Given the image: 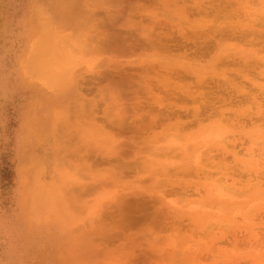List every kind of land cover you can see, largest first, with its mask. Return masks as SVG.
Wrapping results in <instances>:
<instances>
[{
	"label": "rangeland",
	"instance_id": "obj_1",
	"mask_svg": "<svg viewBox=\"0 0 264 264\" xmlns=\"http://www.w3.org/2000/svg\"><path fill=\"white\" fill-rule=\"evenodd\" d=\"M32 107L76 186L26 228ZM0 223L38 264H264V0H0Z\"/></svg>",
	"mask_w": 264,
	"mask_h": 264
},
{
	"label": "clouds",
	"instance_id": "obj_2",
	"mask_svg": "<svg viewBox=\"0 0 264 264\" xmlns=\"http://www.w3.org/2000/svg\"><path fill=\"white\" fill-rule=\"evenodd\" d=\"M37 20V23H41ZM55 78L63 82L65 92H70L78 79V73L71 63L52 73ZM46 101L37 102L43 105ZM34 110L29 108L20 126L15 132L17 145V191L20 205L23 209L22 220L26 228L37 226L31 214L34 196L39 191L44 198L51 201L53 206L60 207L67 199L68 193L75 188V183L69 185L63 179L65 170L70 169L66 155L57 146L53 137L42 135L34 123ZM77 149L86 152L92 148L103 147L98 139L89 135L87 130H77ZM44 146V154L36 151ZM82 178V177H78ZM7 230L0 223V264H38L36 261H24L14 258L11 246L6 248L5 238Z\"/></svg>",
	"mask_w": 264,
	"mask_h": 264
}]
</instances>
